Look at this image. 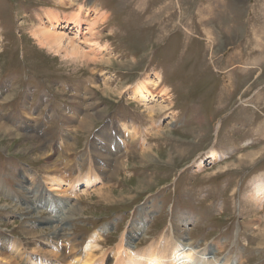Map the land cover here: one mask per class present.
I'll list each match as a JSON object with an SVG mask.
<instances>
[{
  "label": "rangeland",
  "instance_id": "obj_1",
  "mask_svg": "<svg viewBox=\"0 0 264 264\" xmlns=\"http://www.w3.org/2000/svg\"><path fill=\"white\" fill-rule=\"evenodd\" d=\"M259 1L0 0V264L19 254L16 240L46 249V220L60 225L63 202L80 209L58 232V246L75 234V254L105 226L108 254L123 234L142 250L173 230L220 258L264 264V200L251 197L264 183ZM81 5L78 31L63 21L61 44L37 43L48 13ZM137 81L153 97L136 99ZM39 186L56 203L28 212Z\"/></svg>",
  "mask_w": 264,
  "mask_h": 264
},
{
  "label": "bare ground",
  "instance_id": "obj_2",
  "mask_svg": "<svg viewBox=\"0 0 264 264\" xmlns=\"http://www.w3.org/2000/svg\"><path fill=\"white\" fill-rule=\"evenodd\" d=\"M60 1L63 2V0H60ZM260 1H264V0H260ZM258 10L262 12L261 14L264 13V2L262 4H260V6H258ZM84 11L87 12V10L84 9L83 6L81 5V6H79V9H77L75 12H73L71 14H63L62 15L60 13H55V14H52V13L49 14L48 13V15H46V22L49 24H47V25H43L44 23L41 24V27L39 28V31L37 33L38 36L36 35L37 43H39L43 46H47V47H49L48 45L50 43H52V44L55 43L57 45L61 44L62 40H63L64 32H63V34L58 33L56 31V28H62L61 23L63 21H67V22H69V24L72 25L73 28H75V30L78 31V29H80V26L82 24V16H83ZM254 16H256V15H254ZM99 20L100 19H98V21ZM258 21H260V22L264 21V14L259 15ZM96 24H98L97 21H92V20H90L87 23L86 28L88 29L89 32L92 33V35L96 34V33L93 34V32L95 31ZM262 28H264V26L260 27V29H262ZM37 37H39V38H37ZM88 41L90 42L91 40L88 39ZM259 44L260 43L257 42L256 47L259 46ZM79 46L77 45L76 42L74 43L72 41H69L67 44V47L71 48V54L76 56V58H78V59H82L86 56V54L82 51V48ZM95 48L98 50L99 48L102 49L103 46L98 44V46H96ZM58 50H59V48H58ZM93 61H95V60L93 59ZM100 93H102V92H100ZM132 93L134 96H136L135 97L136 99H138L139 101H142V102L146 101V99H148L149 97H153V95L148 96L149 91L147 89V86L145 84H143L142 81H137L135 83ZM105 95H106V93H105ZM262 106H263V104H262ZM258 108H259V106H258ZM151 110H152V108H151ZM131 144L133 146L136 144V142L132 141ZM143 151L144 150H142V152ZM209 154L212 158L216 157L215 152L212 150L209 152ZM135 155H136V153H135ZM248 156L250 157V155H248ZM251 156H252V154H251ZM143 157L145 158V156H143ZM140 158H142V157L140 156ZM244 159H246V158H244ZM54 165H56V164H54ZM198 165H199L198 167L201 168V166H202L201 163H199ZM52 167H53V165H52ZM56 168L55 169L50 168V170L53 169V170L57 171ZM52 181L56 182V183H53V185H51L52 188L57 189L58 188L57 185H59V184L55 180H52ZM142 182H144V180L142 181V179H141L138 182L139 185L137 186V188H142V187H140V183H142ZM261 183H262V181L260 182V185H255V188L253 189V193H251V197L252 198L254 197L253 199H255V197H256L258 200L263 201L264 200V183H262V184ZM28 190H31L33 192L32 194L27 195L28 197H26L27 199L30 198V201H31V202H27V200H26V202H27L26 210L28 212H31V211L34 212L35 211V209H34L35 207L33 206V203H41L42 204V202H44L46 206H50L53 203H56L55 198L51 194H48V193L46 194L43 191L42 186H39V188H34V189H32V187H29ZM36 190H37V194H36ZM57 205H59V202ZM61 205H63V207H65V206L69 207V211H68L69 213L68 214H70L71 216L68 214L66 215L65 212H63V211H59L60 215L62 216V217L60 216L61 218H59L60 219V225H62L61 222L64 221V219H66V218L70 219L71 217H74V218L80 217V213H79L80 209H78V207H76L75 205H71V203H69V202H63ZM3 206H5V205H0V207H3ZM53 217H54V214L50 213V215L48 216V218L46 220L47 223L49 225H51V227H50L51 228V234L49 236V240L45 241V244L47 246L46 249L35 246L32 248L33 250H29V253H28V252H25L26 249L24 247V243L23 242L21 243L20 240H16L14 244L12 243L14 248H12L11 250H13V253H15L17 251V252H19V254L15 253L16 257L14 255L13 256L9 255L10 257H8V255L6 254L7 257L2 259V261L4 260V264H17V263L18 264H237L238 263V262L236 263V261L234 259H230L228 257L220 258L218 256V254L214 255V253H213L214 248L209 247L207 244L203 247H199V246L193 245V243H194L193 241H192L193 243H190L188 241L184 242V241L180 240L182 238L178 237V235L173 230L172 231L169 230L168 232L161 234V235L158 233L161 236V238H159L157 241L150 242L148 244V246L142 250L131 249L129 247V245H131V243H129L130 241H126V238L124 237V234H123L120 237L119 241L115 244L113 251H111V253L108 254V252L110 250H108V252H107V249H105L103 246L105 241L101 240L102 235L104 234V232L107 228L105 226H103V228L97 229L96 231H92V233L88 237L89 240H88L87 244L85 245V247L83 249L81 248L82 249L81 253L75 254L74 252L77 249H80L78 247L81 244H79V246H78V241H76L74 239L76 236H75V234H73V232L65 231L66 235L63 234L60 236L62 238L63 244H60V246H58L60 243L58 240L60 234H58V232L60 231V228L63 225L60 226L58 221L56 219H54ZM65 224L67 225V223H65ZM26 230H28V229H26ZM167 233H168V235L166 236ZM68 244L70 247V253L68 256H66V254L64 256V254L62 253V250L60 248H62L63 246L65 248H67ZM19 247L21 250H18ZM20 251H22V252H20ZM1 252H3V251H1ZM3 256H5V255H3ZM12 257H15V258H12ZM0 260H1V258H0Z\"/></svg>",
  "mask_w": 264,
  "mask_h": 264
}]
</instances>
